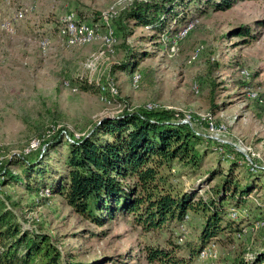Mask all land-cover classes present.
<instances>
[{
    "label": "rangeland",
    "instance_id": "rangeland-1",
    "mask_svg": "<svg viewBox=\"0 0 264 264\" xmlns=\"http://www.w3.org/2000/svg\"><path fill=\"white\" fill-rule=\"evenodd\" d=\"M133 1H0V166L13 154L39 158L44 140L57 128L78 138L124 109L157 104L155 109H172L202 135L222 147L228 145L222 150L213 144L195 175L181 174L182 169L174 165L175 184L195 187L206 198L214 193L218 181L207 171L225 172L231 162L237 163L235 175L255 177L248 170L264 169V0H237L230 8L217 11L205 0L200 10L190 4L192 28L183 39L168 30L159 38L155 30L133 22L125 21L127 27L119 29L120 15ZM22 8H27L23 18L14 19ZM71 11L79 20L93 24L99 37L87 43H68L59 35L57 26ZM7 22L11 28L5 26ZM241 26H247L251 35L240 34ZM110 28L113 41L106 49L102 37ZM42 38L47 39L44 48ZM120 62L128 63L125 69ZM133 72L142 76L136 87ZM80 77L94 85L111 81L118 94L101 99L97 90L79 87ZM66 80L72 86H66ZM210 121L222 125V130L210 129ZM58 148H50L34 169H44L45 176L53 170L61 172L63 165L55 154ZM9 168L20 175L17 165ZM258 176L264 182V174ZM0 194L22 230L46 235L60 252L61 264H113L119 256L127 257L126 264H155L140 250L155 235H141L122 219L97 226L75 213L59 195L30 190L23 183L0 185ZM248 198L264 201V186L254 188ZM251 210L249 221L256 217ZM188 214L184 231L177 225L171 227L186 242L195 239L200 223ZM259 219L243 220L240 237L233 236L227 245L218 242L214 256L196 257L195 263L232 264L242 249L245 259L252 258V251L264 246V224H256ZM166 237L168 232L158 238Z\"/></svg>",
    "mask_w": 264,
    "mask_h": 264
},
{
    "label": "trees",
    "instance_id": "trees-1",
    "mask_svg": "<svg viewBox=\"0 0 264 264\" xmlns=\"http://www.w3.org/2000/svg\"><path fill=\"white\" fill-rule=\"evenodd\" d=\"M236 1L205 0L216 11L228 9ZM200 3L201 0H134L122 11L117 27L124 31L126 21L155 30L159 38L167 30L175 35L191 19L188 6L192 4L200 10ZM237 30L242 35H251L247 26ZM118 64L125 69L128 63ZM77 82L82 90L99 91L97 85L85 78L80 77ZM179 115L172 109H124L118 115L102 119L78 138L66 129L57 128L44 140L39 158L30 160L25 155L13 154L1 164L0 185L17 182L34 191L47 189L97 226L122 219L141 235H155V240L144 243L140 249L149 263L196 264L203 247L218 242L230 244L233 236L237 237L245 227L243 220L252 223L264 218V201L248 198L254 188L264 186L258 176L264 174V169L257 173L248 170L255 177L235 175L237 163L233 162L225 172L208 170L207 175L217 176L218 181L214 193L206 198L195 187L178 186L172 181L174 165L182 169L181 174L195 175L213 144L220 145L222 150L228 146L222 147L215 139L202 135L189 123L182 122ZM58 145L55 154L63 165L61 172L53 170L45 176L44 169H34L47 151ZM229 159L232 161L233 156ZM10 165H17L20 175L13 173ZM1 196L0 264H61L60 252L47 241L46 235L22 230ZM231 207L246 208L247 216L232 219L228 213ZM251 207L256 216L253 221H249ZM189 212L200 220L198 234L192 241L180 242L177 230L171 227L179 228ZM164 232H168V237L159 239ZM252 252V258L245 259L242 249L232 264H264V246ZM126 260L127 257L119 256L113 264H126Z\"/></svg>",
    "mask_w": 264,
    "mask_h": 264
},
{
    "label": "built area",
    "instance_id": "built-area-1",
    "mask_svg": "<svg viewBox=\"0 0 264 264\" xmlns=\"http://www.w3.org/2000/svg\"><path fill=\"white\" fill-rule=\"evenodd\" d=\"M26 11H27V8L19 9L18 11L14 13L13 18L14 19L23 18ZM5 26L11 28V25L9 22L5 23ZM191 28H192V23H188L186 26H184L182 29H180L175 34L176 39H183ZM58 34L63 36L68 43H87L99 37L97 30L93 24L79 20L78 18H76L75 14L72 11L69 13H66L64 17L61 19V25H59L58 27ZM112 35H113V31L110 28V30L102 37V40L106 46V49H108L112 44V41H113ZM40 44H41V47L44 48L47 45V39L42 38L40 40ZM171 50L172 51L175 50V44L171 45ZM104 52H105V49L101 50L100 54H103ZM141 78H142L141 73L133 72L132 85L134 87L138 86L141 81ZM64 84L66 86H72L69 80L64 81ZM96 85L99 88L98 92H99V96L101 97V99H106L107 96L112 97L118 94V89L116 85L111 81H108V80L105 82L99 81L96 83ZM73 90H76V88L73 87ZM145 108L147 110H150L153 108H158V105L148 104ZM182 122L189 123V120L184 119V121ZM221 127L222 125H216L212 121L209 122V128L212 130L213 129L222 130ZM44 193H49V191L47 189H44ZM246 211L247 210L245 208L237 209V208L231 207L228 213L232 219H238L241 215H247ZM187 218L188 217L186 216L185 219ZM256 224L263 225L264 221L259 219L256 221ZM179 229L181 231L185 230L184 222L180 224ZM242 233H243V230L242 232L241 231L238 232L237 236H241ZM181 240H182V236L179 237V241ZM215 246L216 245L213 243L206 245L199 251L198 257L200 259H204V258L209 257L210 255L214 256Z\"/></svg>",
    "mask_w": 264,
    "mask_h": 264
}]
</instances>
